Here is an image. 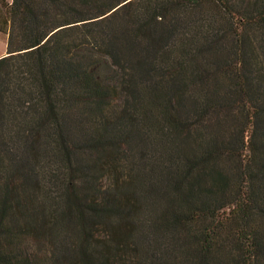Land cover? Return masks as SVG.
Segmentation results:
<instances>
[{
  "label": "trees",
  "instance_id": "obj_1",
  "mask_svg": "<svg viewBox=\"0 0 264 264\" xmlns=\"http://www.w3.org/2000/svg\"><path fill=\"white\" fill-rule=\"evenodd\" d=\"M0 31V264H264V0H11Z\"/></svg>",
  "mask_w": 264,
  "mask_h": 264
},
{
  "label": "rangeland",
  "instance_id": "obj_2",
  "mask_svg": "<svg viewBox=\"0 0 264 264\" xmlns=\"http://www.w3.org/2000/svg\"><path fill=\"white\" fill-rule=\"evenodd\" d=\"M10 1L11 0H0V22L6 16V9ZM6 40L7 34L0 31V57L6 54Z\"/></svg>",
  "mask_w": 264,
  "mask_h": 264
}]
</instances>
